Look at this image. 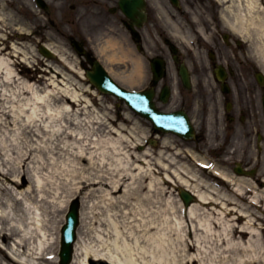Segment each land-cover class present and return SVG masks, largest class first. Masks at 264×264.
<instances>
[{
  "label": "bare ground",
  "instance_id": "obj_1",
  "mask_svg": "<svg viewBox=\"0 0 264 264\" xmlns=\"http://www.w3.org/2000/svg\"><path fill=\"white\" fill-rule=\"evenodd\" d=\"M215 1L220 21L246 44L248 55L264 72V0ZM5 19L0 13V21ZM170 26L172 34L189 46L191 33H180L172 19ZM196 33L206 36L199 27ZM3 38L9 37L1 32V45ZM119 38L110 37L96 47V52L117 82L131 89L140 88L144 84V63L122 39L125 37ZM46 46L57 55L63 67L85 79V72L69 62L62 48ZM7 49L0 47V96L9 106L1 107L0 124L19 126L24 135L35 138V143L24 152L13 147L12 152L18 158L5 159L0 170V182L10 183L16 189L4 200L2 191L6 189L0 188V204L11 202V205H0V264H57V238L53 233L59 225L57 218L67 208V202L84 190L89 192L88 196L100 193L102 201L98 205L111 208L145 205L143 203L164 205L157 224L152 221V214L148 215L151 221L144 224L146 233L156 226L163 238L154 246L159 253L174 249L190 264L197 262L186 256L193 251L202 264H264V167L240 169L241 176L237 177L226 172L230 167L223 170L213 164L207 171L209 161L192 151V146L188 151L176 149L179 142L172 145L168 134L171 132L167 130L168 137L151 138L139 153L137 146H141L144 135L148 136L146 132L139 136L138 133L144 132L139 120L133 121L129 113L119 122L101 114L94 108L93 100L84 97L83 92L89 88L78 84V89L71 76L46 64L45 57L41 58L42 65L55 75L61 74V80L52 75L43 87L38 84L46 83L44 76L31 83L19 76L15 68V57L27 63L28 52L15 43ZM31 63L33 61H29V65ZM46 68L43 70L47 71ZM127 122L132 127L127 126ZM98 133L103 135H96ZM179 135L183 136L181 132ZM150 147L155 150L152 152ZM233 147L236 151V146ZM35 150L42 156L33 158ZM56 152H65L61 154L62 160L54 157ZM187 153L188 161L202 169L179 163L176 156L186 157ZM253 157L256 166L261 159L264 161V152L263 158L260 154ZM29 160L35 165L29 167ZM247 163L252 161L247 160ZM257 171L259 173L253 177ZM214 176L223 180L222 187ZM174 179L179 188L193 195L191 200L195 197L193 204L183 205L180 199L174 201L170 196L160 202L166 194L163 186ZM73 185L78 186L72 189ZM69 187L68 196L61 200ZM23 189L24 193L20 194ZM120 192L119 197L113 196ZM82 206L80 222L97 218L84 217ZM98 223L100 227L93 230L89 242H83L77 233L70 264H155V250L148 252V256L135 253L134 246L138 242L128 222H116L113 217ZM9 241L10 246L6 244ZM164 260L177 264L176 259Z\"/></svg>",
  "mask_w": 264,
  "mask_h": 264
},
{
  "label": "flooded vegetation",
  "instance_id": "obj_2",
  "mask_svg": "<svg viewBox=\"0 0 264 264\" xmlns=\"http://www.w3.org/2000/svg\"><path fill=\"white\" fill-rule=\"evenodd\" d=\"M4 1L21 3V10L26 19L33 18L36 11L46 17L47 25L35 29L42 41L52 40L48 34H53V24L58 16L70 17L74 24L94 19L97 29L106 26L110 15L118 17L122 24L130 25L128 21L125 23L126 20L119 9V0H37L38 6L36 0H0ZM143 12L146 17L145 27L149 25L157 32V17L172 18L176 15L197 19L207 13L213 17L216 11L210 6L205 8L204 0H144ZM217 16L213 19L209 17L213 27L206 28L200 24L199 28L206 34L205 41L200 37V40L197 39L196 27H190L196 44L193 43V46L189 47H185L180 40L177 41L172 36L170 39L174 46L164 44V40H169V37L159 30L162 35L157 33L160 45L154 42L157 52H153L174 68V73L169 77L164 74L162 81L154 82L157 106L180 110L188 116L197 129V149L208 143L205 130L208 127L213 128L214 134L210 138L213 144L218 146L217 155L221 156L223 148L219 145L227 147L237 139H250L254 129L258 131L256 139L261 131L263 137L260 140L261 143L264 142V78L259 79L258 71L245 58L246 53H242L246 50L245 47ZM211 28L213 33L210 32ZM147 34L149 35L150 31ZM135 41L137 45H143L144 37L141 31ZM181 65L191 67L187 75L188 87L176 73ZM161 90L168 93L165 100L160 96Z\"/></svg>",
  "mask_w": 264,
  "mask_h": 264
},
{
  "label": "rangeland",
  "instance_id": "obj_3",
  "mask_svg": "<svg viewBox=\"0 0 264 264\" xmlns=\"http://www.w3.org/2000/svg\"><path fill=\"white\" fill-rule=\"evenodd\" d=\"M204 24V23H203ZM207 28L208 23L204 24ZM212 27V26H211ZM7 29V28H6ZM211 32H213V29H210ZM65 40V38H61V48L65 51V56L69 58V62H71L72 64H74L76 66L77 69H79L80 71L82 70L83 67L80 68L79 66V62H78V58L77 56L74 54V52L65 44L63 43V41ZM66 41V40H65ZM20 46V45H19ZM0 47H4L3 45L0 44ZM23 49L25 51L28 52V55L30 57L29 61H35V59H37L36 56H34L35 52H33V47L29 46V47H23ZM33 49V50H32ZM242 53H246V50H243ZM19 58H16V63H15V68L17 70V72L19 73V76H21L24 79H27L28 81H30L31 83H35L36 79L44 76L45 78H47L46 83L40 85V87H43L45 85H47L49 83L48 78L51 77L52 75H55L50 69L46 68V66L41 65V62H36L35 65L31 64L30 66H26L25 64L21 63L19 61ZM29 61H27V63H29ZM48 62V61H47ZM20 64V65H19ZM52 66H56L57 68L60 69V71H62V73L68 74L69 76L72 77V79H74L77 82L76 87L78 88V84L80 86L88 87L89 90L87 92H83L84 97H86L87 99H92L93 100V105L94 108H96L101 114H107L109 115L111 118L117 120L118 122L123 118L125 113H129L132 116L133 121L139 120L141 122L140 127L144 130V132L142 133H138L139 136H143L144 133L146 132L148 135L150 134V125L148 122L140 119L136 114H134L132 111H130V109L126 106L125 103L116 100L115 98H112L110 96H101V95H96L93 94L92 92H96L90 85H88L87 81H84L83 79H81L76 73H73L71 71H68L65 67H63L61 65V63H59L58 61H52L50 63ZM29 65V64H28ZM28 67H30V72L28 74H26L25 69H29ZM46 68L47 71H44L43 69ZM85 69H87V67H84ZM83 68V69H84ZM56 77L58 76V80H61V74L59 75H55ZM141 87H144V84H142ZM80 89V88H78ZM140 89L139 86L137 88H134V90H138ZM5 106H9L8 104H5V102L2 100V96H0V109L1 107H5ZM92 108V107H91ZM90 108V109H91ZM92 110V109H91ZM2 119V115L0 113V120ZM114 125L117 127V124L114 123ZM127 126L132 127V124H130V122H127ZM73 127V126H72ZM19 126H15V125H8V124H0V170H2L3 165H5V159L14 157V159H17L18 156H16V154H14L12 152L13 147H16L18 150H20L19 152H24L26 149H28L29 146H31L32 143H35V141H33V138H30V136L24 135L21 129H18ZM77 129H81V127H78ZM90 135H93V133H91ZM98 136H102L103 134L99 135L96 134ZM149 136L144 135L142 138V144L141 146H137L136 151L141 153L143 152L144 148V144L146 143L147 139ZM172 143V145H175V142H177L175 140V138L170 137L169 138ZM64 143V141H63ZM63 143L60 145V148L63 146ZM33 147V146H32ZM179 148H185V146H179ZM239 149H241V146L238 147ZM150 150L153 152V150H155L153 147H150ZM172 152V151H171ZM65 152H61V153H57L54 155V157L58 158V160H62V156L61 154H64ZM173 153V152H172ZM185 153V152H184ZM13 154V155H12ZM256 154L255 152V148L254 145H251L250 147H248V160L252 161V166L257 167L259 166L260 168L264 167V161L261 160L259 161V164L254 166V161H253V155ZM41 153H39V151H34L33 152V158L37 159L39 157H41ZM180 156V157H179ZM242 156V155H240ZM179 159V163H186L189 167L196 168V170H199V168L197 166H195L194 164L192 165L190 161H188V156L186 155V157H182L181 155L176 156ZM235 159V158H234ZM239 159V158H238ZM35 161V160H34ZM230 160H224L221 163H224V166L230 167L231 163L229 162ZM29 167H32L34 164V162L30 163L29 162ZM217 166H219L222 169V165L219 164V162H216ZM205 173V172H203ZM259 172H256V175ZM206 175H211V174H206ZM253 176V177H256ZM27 184V183H26ZM78 185H73L72 189H75ZM164 190L166 191V194L162 196V200H160V202H165L169 196L172 197V199H174V201L176 200V198H178V182L177 180H173V182L168 183V185H164ZM0 188L2 189H6V191H2L3 196H5L4 200H6V198H9V195H11L12 192H14L16 189L13 187L12 184L10 183H4V182H0ZM71 187H69L68 189H66V191H64V194L62 196H60L61 200L65 199V196H68ZM15 189V190H14ZM9 191V192H8ZM19 192V190H17ZM16 191V193H18ZM24 193V189L22 191H20V194ZM85 193H87L85 195ZM19 194V193H18ZM89 192L84 190L81 194L77 193L76 196H74L75 198H78V200L80 201V209H81V205H83V212L85 214L84 217H94L96 216L97 218H92L93 220H89V219H84L82 222H80L79 227H78V233L80 234V237L82 239L83 242H89V238L92 235V232L95 228H99L100 224L98 223V221L104 222V219L109 220V218H113L116 220V222H128L129 226L134 230L135 232V241L138 242L135 244L134 246V251L135 253H137L139 256H148V252L155 250V260L154 263L155 264H168L165 263L168 260H164V259H171L172 261L174 260L177 264H190L187 263L185 260H183L182 258L185 257L182 254H180L179 252L175 251L174 249L167 251L165 253H159V250L154 247L155 245L157 246V242H159L161 239L159 233L156 230V226L153 228V230L151 232H147L146 233V229L144 228V224L145 222L148 223L150 222V216H148L149 214H152V221H154L156 224L161 220L159 211L163 210V208L165 207L164 205H146V203H143L145 205H129L128 207H115V208H111L109 207V205H98V203H100L102 201L101 198V194L100 193H95L94 196H88ZM121 195V192L113 195V196H117L119 197ZM57 199H59V197H56ZM179 199V198H178ZM6 203L0 204V205H11L10 201H4ZM68 204V203H67ZM177 206V205H175ZM96 207V209H95ZM67 208L60 213L59 217L57 218V222L59 223L56 232L55 233V238L56 239V252H58L59 250V240H60V227L62 226V224L64 223V214L66 213ZM112 216V217H111ZM128 220V221H127ZM96 221V223H95ZM106 224V223H105ZM140 226V227H139ZM104 228V226H101ZM138 228L140 230V232H138ZM152 233V234H151ZM151 234V235H149ZM169 241V239H167ZM176 240V239H175ZM8 242H6L7 244ZM176 245H178L177 241H175ZM187 257H191L194 260L196 259V263L194 264H202L201 262L198 261V256L196 251L193 252H189L187 255ZM164 260V261H163ZM187 261H189V258H187Z\"/></svg>",
  "mask_w": 264,
  "mask_h": 264
},
{
  "label": "water",
  "instance_id": "obj_4",
  "mask_svg": "<svg viewBox=\"0 0 264 264\" xmlns=\"http://www.w3.org/2000/svg\"><path fill=\"white\" fill-rule=\"evenodd\" d=\"M102 73V72H101ZM91 82L93 84H96L99 88L101 86L104 88L103 90L108 88H111L112 85L108 82L106 77L104 75L98 74V73H92L88 75ZM144 112V110H142ZM146 117H149L150 110H147L144 112ZM188 131H190L188 129ZM183 199L186 203L190 201L189 195L186 193L182 194ZM77 203H73L70 211L68 212L66 216V224L63 226L62 229V240H61V251H60V259L61 264H68L71 258V251H72V243L75 238L74 230L78 223V212H77Z\"/></svg>",
  "mask_w": 264,
  "mask_h": 264
}]
</instances>
